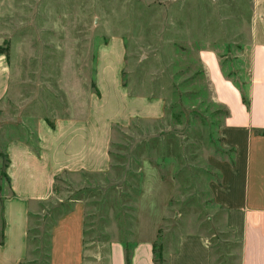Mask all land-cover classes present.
<instances>
[{
  "label": "rangeland",
  "instance_id": "rangeland-1",
  "mask_svg": "<svg viewBox=\"0 0 264 264\" xmlns=\"http://www.w3.org/2000/svg\"><path fill=\"white\" fill-rule=\"evenodd\" d=\"M263 18V0H0V50L11 71L0 153L13 139L35 146L40 119L83 114L95 93L97 48L113 37L126 46L125 86L166 100L161 121L115 130L108 173L60 179L33 219L28 264H109L113 238L129 248L154 240L163 259L181 234L198 231L214 264H240L226 213L244 199L246 139L225 129L229 111L201 54H218L249 97Z\"/></svg>",
  "mask_w": 264,
  "mask_h": 264
},
{
  "label": "crops",
  "instance_id": "crops-1",
  "mask_svg": "<svg viewBox=\"0 0 264 264\" xmlns=\"http://www.w3.org/2000/svg\"><path fill=\"white\" fill-rule=\"evenodd\" d=\"M262 23L251 44L249 109L219 55L201 54L215 99L229 111L225 129L246 139L244 199L226 213V225L241 246L240 264H264V18ZM125 67V42L113 37L97 48L95 93L83 114L77 115L75 109L68 117L38 120L35 146L24 139L5 145L3 155L9 162L5 188L0 180V264L30 262L33 219L53 199L62 177L110 171L116 129H129L137 120L165 118V98L133 94L124 83ZM10 87L9 63L0 50V101ZM2 165L0 159V173ZM109 264H126L125 243L120 239L110 242ZM131 264H157L155 241L134 243ZM163 264H214L211 243L201 231L181 234L165 253Z\"/></svg>",
  "mask_w": 264,
  "mask_h": 264
},
{
  "label": "trees",
  "instance_id": "trees-1",
  "mask_svg": "<svg viewBox=\"0 0 264 264\" xmlns=\"http://www.w3.org/2000/svg\"><path fill=\"white\" fill-rule=\"evenodd\" d=\"M239 89L241 90V93H242L243 103L249 109L250 105H251L250 97H247L245 95L242 88L239 87ZM262 134H264V132ZM0 159L3 160L2 170L0 173V180L3 181L4 179H8L5 170L8 167L9 161H8L7 157H5L2 153H0ZM125 248H126V264H131V254H132L133 248H129V246H127V244H125ZM161 255L162 254H160L159 256H156V252H155V262L157 264H163V259H162Z\"/></svg>",
  "mask_w": 264,
  "mask_h": 264
}]
</instances>
